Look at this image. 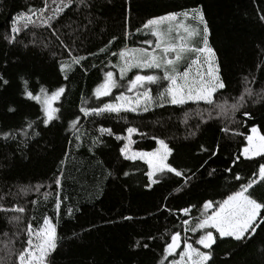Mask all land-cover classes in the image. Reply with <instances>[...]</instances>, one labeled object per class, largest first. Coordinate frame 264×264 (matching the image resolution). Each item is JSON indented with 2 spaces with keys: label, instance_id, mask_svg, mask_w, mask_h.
<instances>
[{
  "label": "trees",
  "instance_id": "1",
  "mask_svg": "<svg viewBox=\"0 0 264 264\" xmlns=\"http://www.w3.org/2000/svg\"><path fill=\"white\" fill-rule=\"evenodd\" d=\"M48 2L51 5V0ZM43 4L44 0H0V74L9 80L7 88L0 90V124L8 127L19 125L24 117L35 119L38 115L37 105L20 98L22 78H27L34 90L39 86L54 89L66 85L67 92L62 104L66 122L77 111L81 98L90 97L95 86L102 81L107 61L112 59L114 62V58L106 54L88 56L83 68L77 67L69 72V79L65 81L53 63L51 52L30 44L33 32L39 39L49 35L44 29L25 31L15 45L6 43L4 37L8 34L12 16L29 7L40 8ZM91 4L90 9L75 5L66 9L57 25L62 29L69 24L80 26V55L97 52L113 35L118 39L110 46L111 51H119L125 45L138 46V42L146 37L143 31L136 33L135 29L148 18L202 4L210 27L209 41L217 52L222 75L228 85L227 95L236 96L243 90L245 76L250 80L255 78V83L250 86L256 92L264 88V68L257 67L264 63V52L258 47L264 42V25L257 19L260 11L264 10V0H130V3L129 0H91ZM129 6L128 30L132 35L124 40L125 14ZM89 19L92 20L91 24H88ZM187 23L195 26L194 21ZM26 43L29 47L24 46ZM194 43L199 44V40L196 39ZM188 59L186 57L181 64V71ZM83 69H87V72ZM9 104L17 107L15 115L6 113ZM207 108L203 103H189L184 106L166 105L141 115L122 113L127 124L125 119L114 114L83 119L81 131L86 135L79 147L75 142L68 143L71 136L67 134L68 139L65 138L62 122L57 121L50 130L43 132L38 143L25 149L27 159H21L15 144L0 143V195L9 191L15 193L21 186L43 185L39 193L31 191L21 197L9 196L4 203L11 205L16 202L25 207V220L34 226L42 222L44 215L57 224L58 248L50 257V264H156L163 239L147 241L149 249L137 248L135 243H144L149 235L161 237L166 229L171 231L177 223L167 213L157 212V207L163 203L177 207L201 203L208 198L221 199L222 194L228 191L230 181V176L223 172L229 162V154H235L243 147L253 124L264 133V102L249 101L243 111L250 112L254 119L245 120L241 113H237V123L216 113L208 119L206 111L204 118L207 122L201 123L200 112ZM100 123L116 133H121L129 125L147 133L144 137H134L136 143L133 148L136 150H153L157 145L152 136L165 139L174 150L177 164L200 170L185 192L165 201L164 197L178 182H182L181 178L170 176L151 190L145 189L142 186L145 181L142 171L146 165L141 161L133 164L119 157L121 142L105 135L102 145L89 150L91 136L96 134L95 129ZM225 126L242 135L221 132L220 129ZM192 132H195L194 136L190 135ZM217 143L221 145L219 156L209 159L206 153H200L201 144L214 147ZM65 151L69 154L63 166L60 195L67 197V200L61 205L57 217L53 178L61 159H65ZM205 160L208 161L207 165L200 168ZM253 167L251 162H246L242 170L247 172ZM211 168H216L217 173L209 177L207 172ZM124 171L132 175L124 177ZM45 192L51 193L47 200L44 198ZM255 195L264 197V185L256 188ZM31 200L37 203L32 205ZM68 208L73 209L71 217L67 214ZM126 215L136 219L121 220ZM5 231L9 233L8 238L3 234ZM14 231L15 228L7 223L5 214L0 213V257L5 261L9 260L5 245ZM13 243L16 248L20 247L19 241ZM261 249H264V232L246 245L231 240L220 242L215 248L214 264H224L225 261L227 264H261Z\"/></svg>",
  "mask_w": 264,
  "mask_h": 264
},
{
  "label": "snow or ice",
  "instance_id": "2",
  "mask_svg": "<svg viewBox=\"0 0 264 264\" xmlns=\"http://www.w3.org/2000/svg\"><path fill=\"white\" fill-rule=\"evenodd\" d=\"M74 5L82 9L92 7L91 0H79L78 4L77 0H51V5L48 0H44L40 8L29 7L12 16L4 40L10 45H15L19 43L18 37L25 31L33 29L47 31L49 35L42 39L33 32L30 44L32 47L51 52L53 63L65 81L69 79V72L77 67L83 68V62L88 56L106 54L114 58V62L112 59L107 61L102 81L95 86L90 97L81 98L77 111L73 112L66 122L62 112L63 99L67 92L66 85L62 84L54 89L39 86L34 90L30 87L28 79L22 78L20 98L37 105L38 115L35 119L24 117L17 126L8 127L0 124V143L15 144L21 159L28 158L25 149L30 148L33 143H38L43 132L50 130L57 121L62 122L66 139L67 134H70L71 139H68V143L75 142L79 147L86 135L81 131L83 119L114 114L125 119L127 124L128 121L126 117L121 116L122 113L141 115L155 108H164L166 105L203 103L208 108L200 112L201 123L207 122L204 118L205 111L208 119L216 113L217 116L227 117L232 123H237L235 119L237 113H241L245 120L254 119L250 112L243 111L249 101L264 102V88L256 92L250 86L255 83L254 77L251 80L247 76L244 77L243 90L238 95H227L228 85L223 78L217 52L209 41L210 27L202 4L148 18L141 27L135 29L136 33L143 31L146 37L138 42V46L125 45L119 51H111L110 46L118 39L113 35L104 47L87 55H80L78 52L80 35L78 24L75 27L69 24L63 29L57 27L65 10L71 9ZM130 12L129 6L125 14L124 40H128L132 35L128 30ZM257 19L264 25V10L260 11ZM189 20L194 21L195 26L187 23ZM91 23L92 20L89 19L88 24ZM84 28H87V25H84ZM196 39L199 40V44L194 43ZM24 46L29 47V44L26 43ZM258 47L264 52V42ZM186 57L189 58L188 62L181 71V64ZM257 67L264 68V63ZM83 70L87 72V69ZM129 73L133 75L129 76ZM8 85L9 80L0 74V90H5ZM153 86L157 89L155 95L152 91ZM17 111L14 104H9L6 108L7 114L15 115ZM220 131L242 135L227 126L222 127ZM248 131L250 134L245 137L246 143L237 153L229 154V162L223 169V172L230 176V181L228 191L222 194L221 199L208 198L201 203L177 207H169L167 203L159 205L157 212L167 213L168 217L174 218L177 223L171 231L166 229L161 237L149 235L144 243L137 241L135 247L149 249L147 241L163 239L156 264H214L215 248L220 242L231 240L246 245L264 232V197L255 195L256 188L264 185V133L255 124ZM95 133L91 136L90 151L102 145L104 143L102 137L107 135L121 142L118 151L119 157L124 161L133 164L141 161L146 165V169L142 171L145 178L142 186L145 189L151 190L153 186L161 184L170 176L181 178L182 182H178L169 195L164 197L165 201L185 192L200 170L177 164L173 156L174 150L165 139L157 136H152L157 145L153 150L134 149L133 144L136 143L134 137L148 135L137 126L129 125L121 133H116L112 128L100 123ZM190 135L194 136L195 132ZM199 150L212 159L221 154V145L217 143L213 147L201 144ZM68 154L67 151L64 152L65 159H61L53 178L57 217L61 205L67 200V197H61L60 190L63 166ZM246 162L254 165L247 172L242 170ZM207 163V160L203 161L200 168H204ZM216 173L217 169L211 168L207 175L212 177ZM108 175L111 176L112 173L109 172ZM131 175L129 171L123 172L124 177ZM42 187L43 185L21 186L15 193L9 191L0 195V213L5 214L7 223L15 228L9 243L5 245L9 260L5 261L0 257V264H50V257L58 248L57 224L51 217L44 215L42 222L34 226L32 222L25 220L24 214L27 211L25 207L16 202L11 205L4 203L6 197H21L31 191L39 193ZM49 195L51 193H44L45 200ZM30 203L35 205L37 201L31 200ZM67 214L71 217L73 209L68 208ZM134 219L136 217L132 215L121 217L123 221ZM3 234L6 238L9 237L8 231ZM13 241H19L20 247L16 248ZM224 264H227V261ZM261 264H264V249H261Z\"/></svg>",
  "mask_w": 264,
  "mask_h": 264
},
{
  "label": "rangeland",
  "instance_id": "3",
  "mask_svg": "<svg viewBox=\"0 0 264 264\" xmlns=\"http://www.w3.org/2000/svg\"><path fill=\"white\" fill-rule=\"evenodd\" d=\"M188 22V21H187ZM152 91H153V94H156V92H157V89L153 86V89H152Z\"/></svg>",
  "mask_w": 264,
  "mask_h": 264
}]
</instances>
